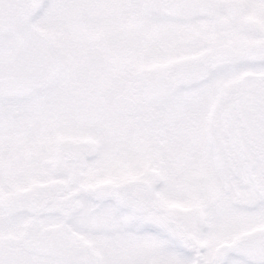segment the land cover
<instances>
[{"label": "snow or ice", "instance_id": "6c2138e0", "mask_svg": "<svg viewBox=\"0 0 264 264\" xmlns=\"http://www.w3.org/2000/svg\"><path fill=\"white\" fill-rule=\"evenodd\" d=\"M0 264H264V0H0Z\"/></svg>", "mask_w": 264, "mask_h": 264}]
</instances>
